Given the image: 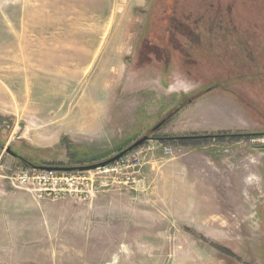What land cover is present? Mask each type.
Listing matches in <instances>:
<instances>
[{"label": "rangeland", "instance_id": "obj_1", "mask_svg": "<svg viewBox=\"0 0 264 264\" xmlns=\"http://www.w3.org/2000/svg\"><path fill=\"white\" fill-rule=\"evenodd\" d=\"M0 93V264H264V0H0ZM145 135L86 203L5 177Z\"/></svg>", "mask_w": 264, "mask_h": 264}, {"label": "built area", "instance_id": "obj_2", "mask_svg": "<svg viewBox=\"0 0 264 264\" xmlns=\"http://www.w3.org/2000/svg\"><path fill=\"white\" fill-rule=\"evenodd\" d=\"M130 155L110 166L92 171L41 170L26 165L16 171H11L5 177L10 180L13 188L29 192L40 199L69 196L86 203L91 201L99 188L107 186L102 181L106 173L122 170L124 166L136 168L139 165L137 159L132 161L133 158H129ZM131 161L132 163H130ZM133 181L135 180L133 179Z\"/></svg>", "mask_w": 264, "mask_h": 264}, {"label": "trees", "instance_id": "obj_3", "mask_svg": "<svg viewBox=\"0 0 264 264\" xmlns=\"http://www.w3.org/2000/svg\"><path fill=\"white\" fill-rule=\"evenodd\" d=\"M190 100H192V102H190ZM190 100H188L190 104L194 102V99H190ZM178 109H179V111L181 110L180 108H178ZM179 111H177L176 114ZM153 132H155V131H153ZM229 136L235 137V138H242V137H246L247 135L244 133H232L230 131H226V132H222L220 134H212V135L181 136V137H171V138L164 137L161 139H165L166 141H170L171 139L172 140H181V141H188V140L209 141L212 139H225V138H228ZM62 143H64L67 146L68 156L70 158V163H68V165H65V166H72V167L77 166L78 167V166H83V165H89V164H92L95 162L97 163L98 161H100L101 159H104L106 157V156L100 157V156L92 155L91 151H89L88 149H86L80 145L74 144L68 137H64L62 139ZM124 149L125 148H120L118 150V153L123 151ZM8 150H10V153H14L10 148H8ZM13 155H15L18 159H20L22 161V163L25 165L42 166L39 164H35V163L31 162L30 160H27L26 158H24L20 155H16L15 153ZM45 165H48V166H64L63 164H60V165L45 164Z\"/></svg>", "mask_w": 264, "mask_h": 264}, {"label": "water", "instance_id": "obj_4", "mask_svg": "<svg viewBox=\"0 0 264 264\" xmlns=\"http://www.w3.org/2000/svg\"><path fill=\"white\" fill-rule=\"evenodd\" d=\"M190 102H192V100H190ZM177 111H179V109H176L173 113H171L166 118L161 120L153 128V131H157L158 129H160L174 114H176ZM149 139H151V137L149 135H145L142 138L136 140L132 145L128 146L127 148H125L123 151L119 152L115 156H113L107 160L97 162V163H93V164H89V165H83V166H78V167L77 166H75V167H72V166H48V165H42V166L29 165V166H32L34 168L41 169V170H55V171H66V172L92 171V170H96L99 168H103V167H107V166L112 165L113 163L119 161L123 157L132 153L134 150L140 148ZM262 147L264 148V146H262ZM8 152L10 153V150H8Z\"/></svg>", "mask_w": 264, "mask_h": 264}, {"label": "clouds", "instance_id": "obj_5", "mask_svg": "<svg viewBox=\"0 0 264 264\" xmlns=\"http://www.w3.org/2000/svg\"><path fill=\"white\" fill-rule=\"evenodd\" d=\"M159 84V81H157ZM197 87V84L193 81L188 80L183 75H177L173 82L170 83L167 89L164 90L166 95H171L173 93L188 95L192 93Z\"/></svg>", "mask_w": 264, "mask_h": 264}, {"label": "crops", "instance_id": "obj_6", "mask_svg": "<svg viewBox=\"0 0 264 264\" xmlns=\"http://www.w3.org/2000/svg\"><path fill=\"white\" fill-rule=\"evenodd\" d=\"M1 94V93H0ZM221 97H224V99H226L225 97H228L229 98V96H221ZM210 113H212V112H210ZM235 113H237V112H235V110L234 109H232V108H230V111H227V112H225L224 110H223V112H222V114H220V115H217L218 117L217 118H220L219 120V122L217 121V118H216V120H214L212 117L214 116V114H209V115H202V116H205V120H213L214 121V125L213 124H211V125H209V126H211L210 128H208V129H211V128H214L213 126H217V125H215V124H218V126L219 125H222V126H224V125H227L228 127H231L232 125H237V124H233L234 122H236V120L235 119H233L234 117H235ZM233 114H235V115H233ZM239 116V115H238ZM237 116V117H238ZM208 126V127H209ZM237 127H240L239 126V124H238V126ZM206 128V127H205ZM240 129H242V128H240ZM239 130V129H238ZM202 131H204V130H202ZM213 131H216V129H214V130H205L204 132H213ZM228 131V130H227ZM201 132V131H200ZM152 161H150L149 163H151ZM152 164H155V163H152Z\"/></svg>", "mask_w": 264, "mask_h": 264}]
</instances>
